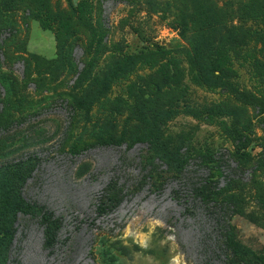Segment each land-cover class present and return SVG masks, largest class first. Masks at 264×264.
Segmentation results:
<instances>
[{"label":"rangeland","instance_id":"1","mask_svg":"<svg viewBox=\"0 0 264 264\" xmlns=\"http://www.w3.org/2000/svg\"><path fill=\"white\" fill-rule=\"evenodd\" d=\"M157 50L97 96L123 56ZM202 159L221 164L217 187L239 203L225 224L255 263L264 0H0V264H223L220 212L193 195ZM111 182L124 198L99 215ZM18 191L60 219L53 249L14 211Z\"/></svg>","mask_w":264,"mask_h":264},{"label":"trees","instance_id":"2","mask_svg":"<svg viewBox=\"0 0 264 264\" xmlns=\"http://www.w3.org/2000/svg\"><path fill=\"white\" fill-rule=\"evenodd\" d=\"M77 20L79 23L82 22L81 15L77 16ZM199 46H197L195 50V60L198 61L199 58ZM162 51L157 50L156 52H141L137 54H130L123 56L120 60H118L114 66L111 73L105 77V79L98 85L97 88V96H101L105 94L110 86L112 81L119 75L130 72L134 69V67L141 61H149L152 60L155 56H157ZM211 71L222 72L221 67L218 64L212 66ZM80 107L85 111L86 115L88 114V108L85 103L80 102ZM238 141V139H235ZM111 144V143H109ZM108 143H103V145H109ZM239 162H243L247 160L250 155L249 153H237L235 155ZM184 162V163H183ZM187 164V160H181L176 164V167L173 169L176 179H179L183 175L184 165ZM200 164L203 165L210 171L209 178L204 180L202 183L200 182L193 189V195L195 198L199 199L202 204L208 207H212L214 210H218L220 212V218L216 222H223L224 225L221 228V240L220 245L218 246L219 250L223 251L224 261L223 264H264V254L256 255L255 263H251L249 258V251L243 248L241 245L237 243L234 239V235L232 232V228L225 224V220L229 219L236 215V210L239 208V203L236 201H228L225 198V194L228 192L227 189H218L217 187V179L214 177H221L223 174L221 172V164L214 163L209 159H202ZM143 171H146L145 168H142ZM153 179V176L149 174L145 176L144 182L149 183ZM142 186H140L137 190H141ZM124 198L123 189L117 186L116 182L109 183L102 196L97 199L96 210L99 215H105L107 213L112 212L116 209ZM12 207L16 213H19L23 216H34L37 215L38 222L43 229V238H44V247L47 250L53 249L57 244V236L58 232L61 228L60 219L54 217V215L45 210H38L35 206L28 204V202L20 195L18 191L15 200L12 203ZM215 215V213H213ZM218 215V214H217ZM220 219V220H219ZM223 219V221H222ZM1 223V217H0ZM5 228V226H4ZM4 230V229H3ZM11 230V223L7 224V227L4 231L8 233ZM10 235V233H9ZM8 237V236H7ZM9 238V237H8ZM215 253L213 254V257ZM213 259V258H211Z\"/></svg>","mask_w":264,"mask_h":264}]
</instances>
